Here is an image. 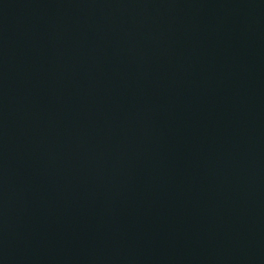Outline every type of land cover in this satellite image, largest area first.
<instances>
[{"label": "water", "instance_id": "obj_1", "mask_svg": "<svg viewBox=\"0 0 264 264\" xmlns=\"http://www.w3.org/2000/svg\"><path fill=\"white\" fill-rule=\"evenodd\" d=\"M0 264H264V0H0Z\"/></svg>", "mask_w": 264, "mask_h": 264}]
</instances>
